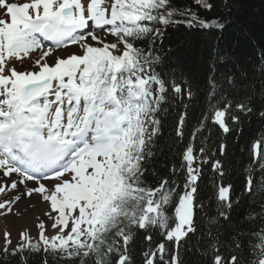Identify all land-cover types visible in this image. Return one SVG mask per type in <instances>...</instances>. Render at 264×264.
<instances>
[{"label":"snow or ice","instance_id":"snow-or-ice-1","mask_svg":"<svg viewBox=\"0 0 264 264\" xmlns=\"http://www.w3.org/2000/svg\"><path fill=\"white\" fill-rule=\"evenodd\" d=\"M239 17L240 0H0V210L44 205L35 236L4 232L0 264H264V133L235 166L228 145L264 123V44L230 70L214 51L195 106L158 54L168 27Z\"/></svg>","mask_w":264,"mask_h":264},{"label":"trees","instance_id":"trees-1","mask_svg":"<svg viewBox=\"0 0 264 264\" xmlns=\"http://www.w3.org/2000/svg\"><path fill=\"white\" fill-rule=\"evenodd\" d=\"M181 5L190 3V0H179ZM264 18V0H240V17L232 26L226 28L223 33L213 31L212 33L200 30L198 28L188 29L183 24H177L165 29L163 38L162 51L158 54L167 56V61L174 67L182 70L190 80L192 90L196 99L192 104L197 105L200 97V90L204 86L206 67L210 63V59L214 51H218L221 55L230 57L227 63V69H231L233 63H240L241 66L256 62L258 48L264 44V25L260 23ZM255 20L256 23L250 27L247 34L240 31L241 28H248L247 21ZM171 49V53L168 50ZM199 107L189 109V120L186 130H190L193 124L194 116L198 115ZM172 120L165 122L164 136L159 141L160 153L152 162L155 170L161 175L164 174V166L169 162L171 153L168 151V145L171 144L169 139L170 127ZM243 132L239 136L230 137L228 140L229 157L235 166L242 158H246V152L242 150L247 144L261 133H264V123L258 119L252 118L246 120L242 125ZM215 139V137H213ZM209 178H206V182ZM233 183L239 187L240 179L238 174L232 176ZM203 188V185H202ZM192 243H195L193 240ZM188 259L196 258L189 255ZM42 256H32L28 260V264H41ZM12 264H16L12 260ZM49 264L55 262L49 258Z\"/></svg>","mask_w":264,"mask_h":264},{"label":"rangeland","instance_id":"rangeland-1","mask_svg":"<svg viewBox=\"0 0 264 264\" xmlns=\"http://www.w3.org/2000/svg\"><path fill=\"white\" fill-rule=\"evenodd\" d=\"M23 2V0H21ZM74 47V46H70ZM36 53H33V57H35ZM22 198H29L27 196H22ZM5 199L3 195H0V202ZM38 202V201H36ZM17 203V204H16ZM13 205V211L9 213L7 216L3 214V210H0V245L3 244V234L5 231H9L11 233V238L15 243L18 238V234L21 231L31 229L32 235H36L35 224L37 223L36 217L42 215L44 210L43 203L37 205V203L33 202L35 210L32 213L26 214V210L18 207V202ZM32 208V210L34 209ZM28 210L31 212L30 207L28 206Z\"/></svg>","mask_w":264,"mask_h":264},{"label":"bare ground","instance_id":"bare-ground-1","mask_svg":"<svg viewBox=\"0 0 264 264\" xmlns=\"http://www.w3.org/2000/svg\"><path fill=\"white\" fill-rule=\"evenodd\" d=\"M38 201V202H36ZM33 202L34 203H37V205H40V202L38 199H36L35 197H29L27 199L25 198H21L19 201H18V207L19 208H22V209H25L26 210V214H29V213H32L34 210H35V207L34 209L32 210L33 208ZM40 202V203H39ZM17 204V203H16ZM28 206L30 207V210L31 212L28 210Z\"/></svg>","mask_w":264,"mask_h":264}]
</instances>
